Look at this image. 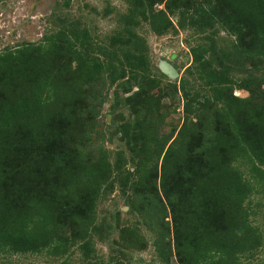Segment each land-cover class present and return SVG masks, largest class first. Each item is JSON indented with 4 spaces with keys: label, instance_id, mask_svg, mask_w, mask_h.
Listing matches in <instances>:
<instances>
[{
    "label": "trees",
    "instance_id": "trees-1",
    "mask_svg": "<svg viewBox=\"0 0 264 264\" xmlns=\"http://www.w3.org/2000/svg\"><path fill=\"white\" fill-rule=\"evenodd\" d=\"M126 1L107 43L79 20L58 16L39 41L0 51V254L62 256L75 246L90 260L96 204L121 176L128 209L144 222L156 217L163 195L180 264H264L257 259L264 230L249 203L253 193L264 194V0ZM141 22L156 35L177 27L203 33L189 47L185 68L200 89L185 77L176 83L152 71L136 32ZM112 87L109 126L120 147L110 161L97 120ZM233 89L248 95H232ZM178 91L182 125L175 135L159 133L161 99L174 100ZM71 135L81 145L95 142L87 156L64 148L61 140ZM28 168L30 189L20 199ZM160 237L153 249L160 264H169L170 245Z\"/></svg>",
    "mask_w": 264,
    "mask_h": 264
},
{
    "label": "rangeland",
    "instance_id": "rangeland-1",
    "mask_svg": "<svg viewBox=\"0 0 264 264\" xmlns=\"http://www.w3.org/2000/svg\"><path fill=\"white\" fill-rule=\"evenodd\" d=\"M64 3L65 0H0V51L4 47L12 48L21 42L39 41L44 33L55 29L58 16L64 17L67 21L79 20L88 28L93 39L107 43V37L120 26L116 15L124 13L127 6L126 0H68L67 4L64 5ZM169 19L177 26V17L174 14H169ZM136 32L145 42L144 51L154 73L158 74L155 67L159 61L164 60L171 64L176 71L175 77L168 78L166 76L167 81L178 83L181 78L185 77L193 85V89H200V82L190 80L185 74V68L190 63L189 47L203 33L193 34L188 28L177 27L176 32L167 31L156 35L150 31L145 22L140 23ZM219 37H222L220 39L225 37L223 40L226 42L232 40V37H228L224 32H219ZM255 75L259 76L260 73L255 72ZM161 78L162 81L165 80L164 77ZM199 92L201 95L207 94L203 89ZM232 95L246 97L248 93L244 89H233ZM177 96L174 100L169 97L161 99L160 105L164 111L162 115L165 117L159 133H167L173 129V135H175L182 125L184 100L179 91ZM107 97L109 100L101 108L97 128L99 127L104 134L103 146L108 149L109 159L112 161L114 152L120 147L116 136L111 135L112 128L109 126L112 121L109 105L113 101V87L108 90ZM202 99V97L198 98L200 101ZM173 108L174 110H172ZM120 112L127 116L128 111L124 108ZM188 117L191 122H198L195 115L189 114ZM84 119L88 120L86 115H84ZM210 124L209 122L205 126L209 127ZM192 131L196 133L195 129ZM73 137L72 135L69 138L65 136L61 140L64 148L68 149L70 153L87 156L95 142L91 140V143H88L84 140L81 145ZM159 165L160 158L157 164L156 184H158L159 178ZM124 167L125 171L129 172L133 168L129 163H125ZM240 169L245 171L244 167H240ZM29 171L30 168L25 169L23 174L20 173V199H23L30 189L31 175L29 177L28 175L31 173ZM121 179V176L116 177L111 192L100 198L96 204L95 224L97 228L92 237L93 254L90 260L82 258L79 250L72 246L68 253L62 256H52L45 250L39 253L0 254V264H101L110 259H115L120 264H160L152 244L157 236H161L163 245H170L169 264H180L172 247L173 230L176 223L173 221L171 208L163 195H160L163 203L161 209L163 208L162 211H165L163 217L160 213L161 209L158 208L156 217L144 222L135 209H128L127 199L130 191L121 190ZM17 190L19 191V189ZM249 203L257 211L254 223L264 230L263 191L253 193L249 198ZM210 219L211 222L215 220L214 218ZM121 227H126L127 230L121 233ZM257 254V259L264 257V239ZM241 259L243 260L242 257Z\"/></svg>",
    "mask_w": 264,
    "mask_h": 264
},
{
    "label": "water",
    "instance_id": "water-1",
    "mask_svg": "<svg viewBox=\"0 0 264 264\" xmlns=\"http://www.w3.org/2000/svg\"><path fill=\"white\" fill-rule=\"evenodd\" d=\"M157 68L162 74H164L168 78H173L176 76V71L173 66L164 60L158 62Z\"/></svg>",
    "mask_w": 264,
    "mask_h": 264
}]
</instances>
